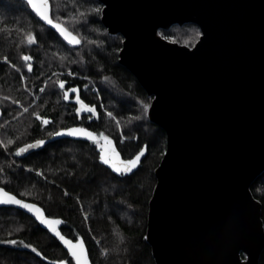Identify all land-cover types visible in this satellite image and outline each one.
Returning a JSON list of instances; mask_svg holds the SVG:
<instances>
[{
    "label": "trees",
    "instance_id": "obj_1",
    "mask_svg": "<svg viewBox=\"0 0 264 264\" xmlns=\"http://www.w3.org/2000/svg\"><path fill=\"white\" fill-rule=\"evenodd\" d=\"M49 2L53 18L59 17L58 22L80 37V45L61 43L54 30L29 15L24 0L0 2V186L38 203L49 216L61 218L62 233L72 239L83 237L93 264H155L146 228L156 183L154 171L165 151L166 134L149 119L148 110H143L152 97L118 61L121 34L109 33L101 14L94 23L88 16H80L93 6L102 7L99 0ZM197 30L196 24L184 23L158 32L193 46L199 38ZM30 31L37 36V43L31 46L25 41ZM25 54L33 57L31 72L21 59ZM70 71L75 75H69ZM60 79L80 89L84 101L95 105L97 118L76 122L73 109L61 95ZM34 112L51 121L44 125ZM76 123L94 131L99 140L103 133L124 159L147 145L145 155L135 170L120 175L99 159L100 147L94 141L60 138L25 156L15 154L22 143L50 139L49 132ZM7 139L13 143L9 145ZM37 171L44 175L38 176ZM250 191L261 204L264 227V171L251 183ZM3 239L24 240L41 255L19 245L0 244V264H52L60 259L74 264L46 229L16 208L0 207ZM258 264H264V247Z\"/></svg>",
    "mask_w": 264,
    "mask_h": 264
},
{
    "label": "water",
    "instance_id": "obj_2",
    "mask_svg": "<svg viewBox=\"0 0 264 264\" xmlns=\"http://www.w3.org/2000/svg\"><path fill=\"white\" fill-rule=\"evenodd\" d=\"M99 1L101 22L123 38L119 63L166 134L146 228L155 264H258L264 227L250 185L264 171V0ZM184 23L203 33L193 46L157 35ZM60 138L87 140L46 142Z\"/></svg>",
    "mask_w": 264,
    "mask_h": 264
},
{
    "label": "snow or ice",
    "instance_id": "obj_3",
    "mask_svg": "<svg viewBox=\"0 0 264 264\" xmlns=\"http://www.w3.org/2000/svg\"><path fill=\"white\" fill-rule=\"evenodd\" d=\"M2 2V0H0ZM26 4V11L29 13L30 16H34L38 18V22H42L43 25L50 26L51 30H54L55 33L58 34L59 38H62L60 41L61 43L67 42V45H80L82 43V40L77 35L73 34V31H70L68 27L64 26L62 23L58 22L59 17L56 19L53 18V15H50V4L49 0H25ZM107 4H104L103 7L101 6H93L91 9V12L84 13L81 12L80 16H88L90 18V22H96L98 19L99 14L104 12V9L107 7ZM167 27V26H165ZM158 36H160L162 39L168 42H175L171 39L169 35H167L165 32H158ZM203 33L200 31H195V36L200 37ZM25 41L27 45L31 46L37 43V36L33 32H28L27 36L25 37ZM92 43H95V41H92ZM186 44L189 43L188 41L185 42ZM21 59L24 62H29L26 64V67L29 72L33 69V64L30 63V61L33 60V57L31 55H22ZM5 61H8V57H4ZM12 68H16V64H11ZM69 75H75L73 72H69ZM23 78V77H21ZM104 79H107L105 77ZM60 89H65V80L60 79L57 81ZM85 88L88 87V85H84ZM44 89H41L43 91ZM69 92L78 93L77 87H71L64 91L63 98L64 100L69 99ZM7 99V98H6ZM76 104L79 106H74L75 114L77 117H79L80 114L85 113L87 120H93L94 118H97L98 114L96 111L95 105H89L84 102L80 98V96L77 94L75 97ZM15 104H20L19 100L14 101ZM103 107V106H101ZM149 109L148 104H143V110L147 111ZM24 111L27 112L28 109L24 108ZM34 116L37 117V119L41 120L44 125L49 124V120L39 116L37 113H33ZM106 115L108 117H111L115 119V116L113 115V112L107 111ZM117 125L119 126V121H117ZM61 135H67L74 138H86L89 141H94L96 144L100 145V156L99 159L103 162L105 165H109L114 172L120 174V175H126L128 173H131L133 169H136L138 164L141 161V158L145 155L147 145L140 147L139 151L136 152V154L126 160H121L119 153L116 152L115 148L111 149V155L105 153V147L107 144H111V140L104 136L103 133H100L99 135L103 137V140L106 142V144H102L99 139L96 138L97 134L90 131L88 128L83 126L78 127H68V128H62L59 131H53L49 132L48 136L51 137H58ZM135 139V138H134ZM2 143V142H0ZM13 141L9 140L8 144L11 145ZM46 141L44 139H36L32 143L24 144L22 147H18L15 150V154L17 156H21L22 154L28 153L30 150L37 149L42 147ZM5 148H7V145H4ZM0 171H3V169H0ZM27 171L31 172L32 169H27ZM38 176H43V172L37 171L36 173ZM67 195V191L64 193ZM21 196L24 194L21 193ZM0 206H15L20 209H25L28 213L31 214V217H34L35 221H38L41 225H44L50 233L53 234L54 238H58L60 242H62L63 245L67 247V252L65 253L66 256H70L71 260L74 261V264H90L89 257L87 255L85 244L82 239H77L75 243H73V239H66L64 235L61 234V231L58 230V225L62 223L59 219H53L45 215L44 210L39 207L36 203H28L22 198H17V195L13 194L10 191H7L4 187H0ZM85 219H87V213L84 214ZM0 244L3 245H11V246H22L27 249H31L32 252L36 253L37 255H41V253L37 252V249L33 247L30 243H25L24 240H16V239H3L0 240ZM47 259V257H44ZM52 264H65L64 259L53 261Z\"/></svg>",
    "mask_w": 264,
    "mask_h": 264
},
{
    "label": "flooded vegetation",
    "instance_id": "obj_4",
    "mask_svg": "<svg viewBox=\"0 0 264 264\" xmlns=\"http://www.w3.org/2000/svg\"><path fill=\"white\" fill-rule=\"evenodd\" d=\"M71 87H77V86H72V85H69L68 83H65V89H62V95H63V93H64V91L65 90H67V89H69V88H71ZM78 88V87H77ZM79 95L80 96V98L82 99V100H84L83 98H82V96H81V92H80V89L78 88V93H73V92H69L68 93V95H69V99L68 100H65V102L69 105V107H70V109H73V115H74V117H75V119H76V122L78 121V122H81L83 119H85L86 118V115L87 114H85V113H82V114H80L79 115V117H77V115L75 114V110H74V106H79V105H77L76 104V100H75V97H76V95ZM63 97V96H62ZM64 99V98H63ZM85 103H87L86 101H84ZM88 104V103H87ZM90 105V104H89ZM44 118H46V119H48L49 121H51V119L50 118H48V117H44ZM72 126H83V127H86V128H88L87 126H84V125H82L81 123H76V124H73V125H70V126H67V127H72ZM67 127H63V128H67ZM60 129H62V128H60ZM60 129H58V130H60ZM89 129V128H88ZM57 130V131H58ZM89 130H91V129H89ZM92 131V130H91ZM94 132V131H93ZM69 139H71V138H69ZM97 139H99V137L97 136ZM36 139H32V140H28V141H26L25 143H22L21 145H19V147L20 146H22L23 144H26V143H29V142H33V141H35ZM45 141L46 140H49V139H44ZM73 140H82V139H73ZM83 141H87V140H83ZM101 141V143L102 144H106V142L103 140V138L100 140ZM49 142V141H48ZM45 145V144H44ZM43 145V146H44ZM42 146V147H43ZM111 145H109V144H107L106 145V147L108 148L109 147V150H108V152H107V154H109V155H111V149H113L112 147H110ZM98 147H100V145H98ZM105 147V148H106ZM18 148V147H17ZM117 152V151H116ZM119 156H120V154H119ZM144 157V156H143ZM142 157V158H143ZM141 158V159H142ZM120 159L121 160H126V159H124V158H122L121 156H120ZM133 170H135V169H133Z\"/></svg>",
    "mask_w": 264,
    "mask_h": 264
},
{
    "label": "bare ground",
    "instance_id": "obj_5",
    "mask_svg": "<svg viewBox=\"0 0 264 264\" xmlns=\"http://www.w3.org/2000/svg\"><path fill=\"white\" fill-rule=\"evenodd\" d=\"M50 141H52V140H50ZM23 199V198H22ZM24 200H26V199H24ZM27 201H30V200H27ZM30 202H33V201H30ZM34 203H36V202H34ZM37 205H39L38 203H36ZM40 207H41V205H39ZM42 208V207H41ZM43 209V208H42ZM44 210V209H43ZM45 212V211H44ZM45 214L48 216V217H52V218H54L53 216H49L46 212H45Z\"/></svg>",
    "mask_w": 264,
    "mask_h": 264
},
{
    "label": "rangeland",
    "instance_id": "obj_6",
    "mask_svg": "<svg viewBox=\"0 0 264 264\" xmlns=\"http://www.w3.org/2000/svg\"><path fill=\"white\" fill-rule=\"evenodd\" d=\"M28 55V54H27ZM27 63H29V62H27ZM31 63V62H30ZM62 95V94H61ZM148 95V94H147ZM21 136H23V135H21ZM7 140H9V139H7ZM109 145H111V144H109ZM111 147V146H110ZM108 150H109V147L107 148H105V153L107 154V152H108ZM54 238V237H53Z\"/></svg>",
    "mask_w": 264,
    "mask_h": 264
}]
</instances>
